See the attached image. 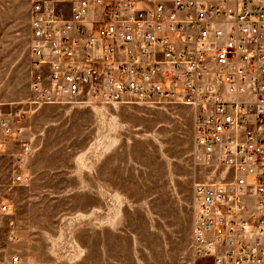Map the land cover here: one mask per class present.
Wrapping results in <instances>:
<instances>
[{
    "label": "built area",
    "instance_id": "built-area-1",
    "mask_svg": "<svg viewBox=\"0 0 264 264\" xmlns=\"http://www.w3.org/2000/svg\"><path fill=\"white\" fill-rule=\"evenodd\" d=\"M28 20L24 104L189 108L216 174L193 186V257L264 264V0H29Z\"/></svg>",
    "mask_w": 264,
    "mask_h": 264
},
{
    "label": "rangeland",
    "instance_id": "rangeland-1",
    "mask_svg": "<svg viewBox=\"0 0 264 264\" xmlns=\"http://www.w3.org/2000/svg\"><path fill=\"white\" fill-rule=\"evenodd\" d=\"M28 10L0 0V264H211L187 260L191 189L216 175L195 161L190 109L25 105Z\"/></svg>",
    "mask_w": 264,
    "mask_h": 264
},
{
    "label": "crops",
    "instance_id": "crops-1",
    "mask_svg": "<svg viewBox=\"0 0 264 264\" xmlns=\"http://www.w3.org/2000/svg\"><path fill=\"white\" fill-rule=\"evenodd\" d=\"M192 199H193V188L191 189V197H190V227H189V251L187 260L191 259V243H192V218H193V206H192Z\"/></svg>",
    "mask_w": 264,
    "mask_h": 264
}]
</instances>
